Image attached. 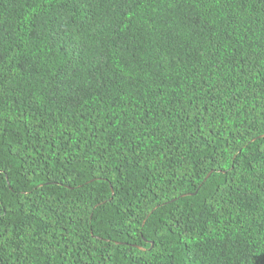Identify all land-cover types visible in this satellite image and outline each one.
<instances>
[{"label": "trees", "instance_id": "trees-1", "mask_svg": "<svg viewBox=\"0 0 264 264\" xmlns=\"http://www.w3.org/2000/svg\"><path fill=\"white\" fill-rule=\"evenodd\" d=\"M0 264H264V0H0Z\"/></svg>", "mask_w": 264, "mask_h": 264}, {"label": "snow or ice", "instance_id": "snow-or-ice-1", "mask_svg": "<svg viewBox=\"0 0 264 264\" xmlns=\"http://www.w3.org/2000/svg\"><path fill=\"white\" fill-rule=\"evenodd\" d=\"M74 3H80L81 0H73Z\"/></svg>", "mask_w": 264, "mask_h": 264}]
</instances>
